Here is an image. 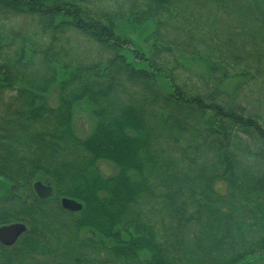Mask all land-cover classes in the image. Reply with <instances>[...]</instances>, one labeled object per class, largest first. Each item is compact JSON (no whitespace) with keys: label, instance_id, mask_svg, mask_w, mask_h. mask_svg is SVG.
Returning <instances> with one entry per match:
<instances>
[{"label":"trees","instance_id":"trees-1","mask_svg":"<svg viewBox=\"0 0 264 264\" xmlns=\"http://www.w3.org/2000/svg\"><path fill=\"white\" fill-rule=\"evenodd\" d=\"M0 177V226H27L0 264L264 256V0H0Z\"/></svg>","mask_w":264,"mask_h":264},{"label":"rangeland","instance_id":"rangeland-1","mask_svg":"<svg viewBox=\"0 0 264 264\" xmlns=\"http://www.w3.org/2000/svg\"><path fill=\"white\" fill-rule=\"evenodd\" d=\"M146 28V29H145ZM150 29L149 24L146 26L140 27V26H130V28H127L124 30V32L136 40H139L138 38L140 36H143V34ZM139 36V37H138ZM182 62L186 65V67L192 72L197 74L206 75L207 68L206 65L200 61L191 59L189 57H183ZM63 72L59 73V80L63 79ZM237 80L236 79H229L225 81L222 85L223 89L226 91H231L234 86L236 85ZM57 88H52L49 93H47L48 101L53 104L57 105L58 103V94L56 93ZM74 121L76 123V126L78 128V131L85 135L88 133L93 126V116H92V107L86 103V102H80L77 104L74 108ZM102 170L106 171L107 173L113 171L112 166L106 163H102L101 165ZM11 190V183L6 181L4 178L0 177V196H4L8 194ZM242 264H264V256H259L257 258H252L250 261L243 262Z\"/></svg>","mask_w":264,"mask_h":264},{"label":"water","instance_id":"water-1","mask_svg":"<svg viewBox=\"0 0 264 264\" xmlns=\"http://www.w3.org/2000/svg\"><path fill=\"white\" fill-rule=\"evenodd\" d=\"M34 191L40 199L49 200L55 196L54 186L42 180H37L33 184ZM62 206L66 209L79 211L82 204L75 199L63 197L61 199ZM27 230V226L22 222H15L0 226V243L5 246H11L19 239V237Z\"/></svg>","mask_w":264,"mask_h":264}]
</instances>
